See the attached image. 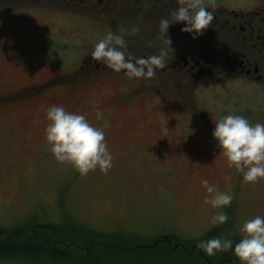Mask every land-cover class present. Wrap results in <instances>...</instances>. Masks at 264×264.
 <instances>
[{"label":"rangeland","instance_id":"obj_1","mask_svg":"<svg viewBox=\"0 0 264 264\" xmlns=\"http://www.w3.org/2000/svg\"><path fill=\"white\" fill-rule=\"evenodd\" d=\"M26 24L0 19V45L10 36H19L20 31L27 34L41 27L45 31L56 28L47 26L46 21L33 20ZM55 46L53 40L51 50ZM54 56L58 54H52V61ZM51 64L56 66L47 57L0 59V94L20 81L19 74L32 73L39 82L62 70ZM117 89L108 88L109 96L86 97L79 90L65 88L55 91L59 99L47 96V89H42L38 96L31 95L30 100H11L3 105L0 109V228H12L31 220L53 225L57 230L51 238L72 240L87 247L91 240H100L109 248L114 246L113 250L126 248L122 250L123 264H202L195 261L197 258L182 259L179 252L168 253L163 246H142H149L162 235L180 240L197 239L216 227L211 216L218 209L205 203L207 193L200 183L203 178L221 191L237 190V202L233 198L223 209L228 220L217 224L228 227L217 235L231 233V238L238 241L241 238L238 228L243 221L264 215V178L256 183L244 182L239 175L242 173L213 156L210 165L182 164L181 148L185 142L176 137L175 127L183 118L170 120L177 116V111L166 106L152 107L151 96L133 97L134 88ZM200 93L198 99L217 107L216 113L221 115H245L246 108H253L245 93L241 94L232 83L209 87ZM117 96L128 100L125 104L136 101V108L129 109L125 104L111 108L108 103ZM156 97L165 104L168 102L167 96ZM53 104L84 113L91 123L103 127L113 155L108 171L96 168L81 174L70 163L55 159L45 139V110ZM131 121H137L138 125L132 127ZM156 144L161 145L160 152ZM205 237L202 240L210 238ZM66 252L68 261L16 259L2 260L0 264L114 263L109 259L101 261L97 258L99 251L94 253L92 249L77 255L70 248Z\"/></svg>","mask_w":264,"mask_h":264},{"label":"flooded vegetation","instance_id":"obj_2","mask_svg":"<svg viewBox=\"0 0 264 264\" xmlns=\"http://www.w3.org/2000/svg\"><path fill=\"white\" fill-rule=\"evenodd\" d=\"M204 4L213 12L212 24L195 38L181 31L184 22L171 24L165 38L170 39L172 50L159 28V20L178 7L177 0H0V19L23 23L22 26L33 20L56 26L55 30L45 31L41 27L8 37L0 45V59L47 57L56 64L51 67L62 68L39 82L30 73L19 74L20 81L0 94V109L11 100H30L42 89H47V96L59 99L55 91L65 88L79 90L86 97L109 96L107 89L112 87L134 88L133 97L151 96L152 107L166 106L177 111L179 117L174 116L171 121L185 120L175 127L176 137L185 142L180 147L182 164L210 165L213 156L229 165L212 136L214 122L222 115L216 113L217 107L200 101L198 96L209 87L232 83L241 94L245 93L253 107L246 108L242 115L251 123L264 122V0H204ZM108 31L123 35L127 45L124 50L134 57L158 54L165 49V67L158 68L152 78L130 79L123 74L124 70L115 72L95 60L91 57L93 46ZM53 40L56 46L51 50ZM53 53L58 54L54 61ZM60 74L65 76L60 78ZM159 94L167 96L166 104L156 97ZM118 96L108 103L111 108L128 102ZM135 103L123 106L135 109ZM137 125V121H131L132 127ZM27 139L33 141L31 137ZM156 145L160 152L161 145ZM236 195L233 193V197ZM180 247L185 253L196 250L208 261L198 243Z\"/></svg>","mask_w":264,"mask_h":264},{"label":"clouds","instance_id":"obj_3","mask_svg":"<svg viewBox=\"0 0 264 264\" xmlns=\"http://www.w3.org/2000/svg\"><path fill=\"white\" fill-rule=\"evenodd\" d=\"M177 3L178 7L159 20L164 38L174 23L184 22L181 31L194 38L212 24L213 12L204 0H177ZM165 40L170 47V39ZM126 47L123 35L108 31L95 42L91 57L115 72L124 70L123 74L130 79L152 78L158 68L165 67V49L158 54L134 57L124 50ZM45 111V139L56 160L70 163L81 174L96 168L106 172L112 167L113 155L103 127L91 123L84 113L66 110L62 104L50 105ZM214 126L212 136L229 166L242 173L246 182L256 183L264 178V122L251 123L241 114L228 113L216 119ZM200 183L207 193L205 203L218 209L211 216V223L224 224L228 214L223 209L231 204L232 194L219 190L207 178L201 179ZM238 232L241 236L238 241H234L229 233L201 240L198 246L210 255L231 249L242 264H264V215L244 220Z\"/></svg>","mask_w":264,"mask_h":264},{"label":"trees","instance_id":"obj_4","mask_svg":"<svg viewBox=\"0 0 264 264\" xmlns=\"http://www.w3.org/2000/svg\"><path fill=\"white\" fill-rule=\"evenodd\" d=\"M227 227L228 226H226V228ZM221 229L223 228L219 227L213 229L211 232L207 233L206 237L217 235ZM54 230H57V228H55L53 225L39 224L33 220L24 222L12 228H0V261L16 259L22 261H40L43 259L53 260L52 262L68 261L69 255L66 252V249L61 247L59 249V246L56 243H52L51 235ZM97 241L98 240L90 241V243H92V251H94V253H98L99 251L100 257L97 258H100L101 261H105L106 259H109L108 261L114 260L113 264H117L116 261H119V264H123L120 262L124 260V258L122 259V250L124 249L123 247L122 249L119 247V251L113 250L115 249L114 246H110L109 248L106 246V243H98ZM173 241L179 243L180 245H187L190 243L175 238H173ZM109 243L113 245L111 242ZM180 245L176 250H174V252L169 251L168 253L175 254L176 252H179L182 259L186 261L191 260L192 258H197L195 261L206 264V262L203 261L200 254L196 250L193 253H184ZM116 247L118 248V246ZM163 250L168 251L165 248ZM158 251L160 252L161 250ZM202 251L206 253L208 260L212 263L218 262L219 264H242L241 261L236 262L234 260L233 255L235 253L231 249L218 251L214 255L208 254L203 249ZM237 258L239 257L237 256Z\"/></svg>","mask_w":264,"mask_h":264},{"label":"water","instance_id":"obj_5","mask_svg":"<svg viewBox=\"0 0 264 264\" xmlns=\"http://www.w3.org/2000/svg\"><path fill=\"white\" fill-rule=\"evenodd\" d=\"M167 239H168V237H166V236L162 237V240H167Z\"/></svg>","mask_w":264,"mask_h":264}]
</instances>
